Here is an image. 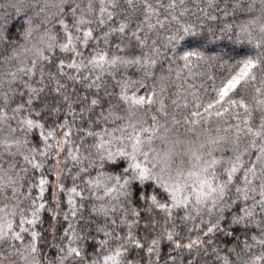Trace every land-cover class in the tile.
I'll use <instances>...</instances> for the list:
<instances>
[{
  "label": "snow or ice",
  "instance_id": "obj_1",
  "mask_svg": "<svg viewBox=\"0 0 264 264\" xmlns=\"http://www.w3.org/2000/svg\"><path fill=\"white\" fill-rule=\"evenodd\" d=\"M0 264H264V0H0Z\"/></svg>",
  "mask_w": 264,
  "mask_h": 264
},
{
  "label": "trees",
  "instance_id": "obj_2",
  "mask_svg": "<svg viewBox=\"0 0 264 264\" xmlns=\"http://www.w3.org/2000/svg\"><path fill=\"white\" fill-rule=\"evenodd\" d=\"M15 23L13 20H9L8 23L10 26L18 29L19 24L22 23L18 16L14 17ZM203 27H207L205 24ZM183 47L185 50H192V51H201L204 52L206 55L210 56H223L225 59L229 57L237 56V51L239 50V45H234L230 40H213L211 38V33L205 34L201 31V34L196 37L188 38L184 43ZM233 48L237 49V51H233Z\"/></svg>",
  "mask_w": 264,
  "mask_h": 264
}]
</instances>
